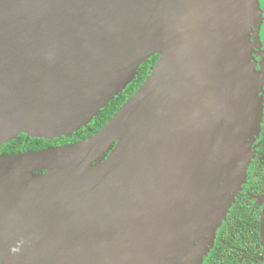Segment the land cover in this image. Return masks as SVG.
Listing matches in <instances>:
<instances>
[{"label":"water","instance_id":"obj_1","mask_svg":"<svg viewBox=\"0 0 264 264\" xmlns=\"http://www.w3.org/2000/svg\"><path fill=\"white\" fill-rule=\"evenodd\" d=\"M256 0H0V264H202L261 120ZM264 256V212L259 222Z\"/></svg>","mask_w":264,"mask_h":264},{"label":"flooded vegetation","instance_id":"obj_2","mask_svg":"<svg viewBox=\"0 0 264 264\" xmlns=\"http://www.w3.org/2000/svg\"><path fill=\"white\" fill-rule=\"evenodd\" d=\"M256 1L261 9L260 14L263 20L260 23V30L252 33L250 53L254 67L260 72L263 82L262 89L258 93L261 101V120L258 134L250 142L251 156L246 168L245 179L234 197L226 218L234 207L243 210L248 216L258 221V238L249 239L248 232L245 231L244 239H220L219 232L223 221L216 231L213 246L202 259V264H264L259 239V222L264 212V0ZM0 154L10 153L0 152Z\"/></svg>","mask_w":264,"mask_h":264},{"label":"trees","instance_id":"obj_3","mask_svg":"<svg viewBox=\"0 0 264 264\" xmlns=\"http://www.w3.org/2000/svg\"><path fill=\"white\" fill-rule=\"evenodd\" d=\"M157 57V55H154L143 62L138 68L135 79L130 84H128L122 92L114 97L104 108H102L87 126L82 127L79 131L72 134L70 137H60L52 140L29 138L27 141H25L24 134H21L18 136V138L2 145L0 147V152L14 153L28 150H37L41 148L61 145L64 143L75 142L95 133L107 122V120L125 102V100L138 88V86L149 74L150 67L154 64ZM245 231L248 232L247 234L249 236V239H257L258 221L253 217L248 216V214L243 212V210H239L238 207H234L229 212L227 218L220 228L219 238L223 240H235L240 238L244 239L243 237L246 236Z\"/></svg>","mask_w":264,"mask_h":264},{"label":"rangeland","instance_id":"obj_4","mask_svg":"<svg viewBox=\"0 0 264 264\" xmlns=\"http://www.w3.org/2000/svg\"><path fill=\"white\" fill-rule=\"evenodd\" d=\"M260 12H261V9H260L259 5H257V3H256V6H255V15H254V17L252 19V26L249 29V43H250V46H251V40L250 39L252 38L253 31L254 32H255V30H258L259 31L260 30V27H261L260 26V23H262L263 18L261 17ZM263 23H264V21H263ZM251 50H252V47H251Z\"/></svg>","mask_w":264,"mask_h":264}]
</instances>
